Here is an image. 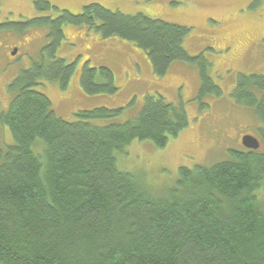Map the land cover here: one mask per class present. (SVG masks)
I'll return each instance as SVG.
<instances>
[{"label":"trees","instance_id":"16d2710c","mask_svg":"<svg viewBox=\"0 0 264 264\" xmlns=\"http://www.w3.org/2000/svg\"><path fill=\"white\" fill-rule=\"evenodd\" d=\"M33 4L58 11L48 0ZM64 25L132 42L156 76L173 62L196 65L199 97L221 93L202 54L184 49L189 28L178 23L97 3L77 14L0 23V30L16 32L42 27L49 38L40 61L7 85L12 98L0 110V125L12 137L0 147V264H264V74H238L231 92L263 125L255 131L261 146H242L209 166H181L175 184L154 193L118 166L115 152L134 140L165 146L187 126L185 110L158 93L146 95L124 121L93 123L119 116L123 107L77 110L73 121L58 117L34 87L44 80L64 88L75 70L74 62L53 57ZM79 83L88 95L117 91L106 66L83 65Z\"/></svg>","mask_w":264,"mask_h":264},{"label":"rangeland","instance_id":"374dc122","mask_svg":"<svg viewBox=\"0 0 264 264\" xmlns=\"http://www.w3.org/2000/svg\"><path fill=\"white\" fill-rule=\"evenodd\" d=\"M48 1L58 11H38L33 0H0V23L43 15L56 17L62 10L77 14L84 5L97 3L112 11L142 12L188 27L184 49L190 56L202 54L206 59L207 74L221 93L199 97L196 65L173 62L165 75L156 76L146 53L132 42L102 39L83 26L64 25V39L55 48L53 57L74 62L75 70L64 88L57 81L44 80L34 87L50 99L52 110L66 121L75 120L73 114L77 110L99 106L123 109L117 117L93 123L124 121L136 116L148 94L159 93L166 102L183 107L188 124L177 136L169 138L165 146L156 147L149 140H134L122 151L115 152L118 166L139 176L151 192L161 193L174 185L181 166H209L228 160L231 151L243 150V134L256 136L255 131L263 126L250 108L234 101L231 92L238 74H264V0ZM46 35L47 30L42 27H30L23 32L0 30V110H5L12 98L7 85L20 71L40 61L43 47L49 41ZM14 48H17L15 53ZM45 59L51 60L47 55ZM83 65L110 68L117 91L83 93L79 83ZM0 135V147L12 143L7 126L0 125Z\"/></svg>","mask_w":264,"mask_h":264},{"label":"water","instance_id":"95a60500","mask_svg":"<svg viewBox=\"0 0 264 264\" xmlns=\"http://www.w3.org/2000/svg\"><path fill=\"white\" fill-rule=\"evenodd\" d=\"M16 52V48H14L13 53ZM242 145L249 149H257L259 147V141L257 138L250 134H245L241 138Z\"/></svg>","mask_w":264,"mask_h":264},{"label":"bare ground","instance_id":"6f19581e","mask_svg":"<svg viewBox=\"0 0 264 264\" xmlns=\"http://www.w3.org/2000/svg\"><path fill=\"white\" fill-rule=\"evenodd\" d=\"M172 62H173V61H172ZM179 62H180V61H179ZM169 65H170V64H169ZM182 65H183V64H182ZM83 95H84V94H83ZM99 96H100V95H99ZM91 109H92V108H91ZM93 109H94V108H93ZM118 114H119V113H118ZM115 116H116V115H115ZM119 123H120V122H119ZM119 123H118V124H119ZM104 125H106V124H104Z\"/></svg>","mask_w":264,"mask_h":264}]
</instances>
